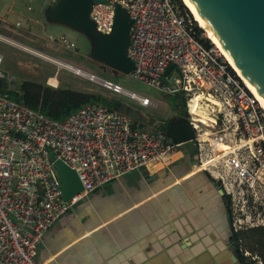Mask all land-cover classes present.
Returning a JSON list of instances; mask_svg holds the SVG:
<instances>
[{
    "label": "built area",
    "instance_id": "2783aa9c",
    "mask_svg": "<svg viewBox=\"0 0 264 264\" xmlns=\"http://www.w3.org/2000/svg\"><path fill=\"white\" fill-rule=\"evenodd\" d=\"M118 3L131 20L126 56L133 68L128 74L162 93L182 94L194 128L193 165L211 162L203 170L229 195L237 230L235 201L244 208L264 204L263 107L176 0L95 1L90 10L95 32L111 31ZM170 64L174 67L164 76ZM0 79L11 80L1 54ZM49 86L57 88L58 80ZM109 88L124 91L116 83ZM130 93L142 106L156 105L145 95ZM193 94L199 96L198 106L190 109ZM208 109L214 110L212 120L202 115ZM180 145L160 126L148 128L99 102L58 120L0 93V264H43L35 255L56 218L129 172H154L151 163L169 166L184 156ZM55 159L74 169L83 186L67 200Z\"/></svg>",
    "mask_w": 264,
    "mask_h": 264
},
{
    "label": "crops",
    "instance_id": "0c3cea01",
    "mask_svg": "<svg viewBox=\"0 0 264 264\" xmlns=\"http://www.w3.org/2000/svg\"><path fill=\"white\" fill-rule=\"evenodd\" d=\"M11 4L12 0H7L1 6V21ZM26 6L25 11L31 3ZM20 8L21 20L17 22L27 25ZM30 14L27 17L31 18ZM47 22L44 34H64L68 42L75 41L77 28L48 14ZM21 44L85 71L64 61L63 56ZM183 152L184 156L169 166L151 169V173L144 168L129 172L133 177L126 174L79 200L43 236L36 260L43 264H199L197 240L191 241L193 235L185 230L184 219L190 208L197 215L199 206L212 195V177L202 165H193V148ZM210 198L214 200V196Z\"/></svg>",
    "mask_w": 264,
    "mask_h": 264
},
{
    "label": "rangeland",
    "instance_id": "374dc122",
    "mask_svg": "<svg viewBox=\"0 0 264 264\" xmlns=\"http://www.w3.org/2000/svg\"><path fill=\"white\" fill-rule=\"evenodd\" d=\"M6 2L7 0H0V9L1 6L6 5ZM28 3H31V8L25 11ZM54 3V0H20L16 4V0H12V4L6 8L10 11L7 12L5 21H1L0 19V36H4L10 42L8 43L7 40L0 39L2 68L11 79L7 88L18 92L22 102L28 101L32 104H37V106H41L44 103V101L42 102V96L45 92L43 88L45 86L50 87L47 84V79L50 76L54 77L57 72V89H70L86 93V96L89 97L87 103L96 100V96L98 95H102L108 99H117L122 104L119 111L148 128L163 125L168 119L176 116L175 112L177 115L182 114L184 108L174 105L173 99L167 96L166 93H162L142 81L133 79L128 74V71L103 58L96 49L100 43L99 34L89 29L78 28V35L73 42L74 46L69 45L70 42L67 41L66 35L64 34L57 36H52L49 33L44 34V31H46L45 26L49 24L47 22V14ZM13 4L15 6L11 9ZM181 5L185 8L189 16L195 20L183 1H181ZM18 6L21 7L22 13L25 12L21 15L25 17V22H30L27 25H23V23H20V25L16 24L17 21L21 20L19 18ZM28 14L31 15V18L27 17ZM195 23L201 28L198 22L195 21ZM23 42L27 43L25 44L26 46L31 44L36 49H39V51L41 49V51L63 56L64 61L76 66L78 65V67L96 77L90 78L91 76H89L88 78L79 74L73 76L71 75L73 71L62 69L55 63L25 50L24 44H21ZM101 80L102 82H99ZM104 80L109 83L119 84L129 91L145 95L154 101L156 105L153 107L142 106L137 99L122 92L113 91V89L103 83ZM39 93L40 96H38ZM193 147L192 142L180 145V148L186 152ZM190 158H192L193 162H197L193 154H190ZM207 164L210 165L211 162L205 160V168H207ZM130 173L127 176L133 177V174ZM235 204H237V209L234 211L233 221L236 223L241 246L244 252L247 253V256L250 257L252 264H264V260L259 255L257 247L252 246L246 234L248 229L252 228L249 227L250 224H255L253 227H258V225L264 226V204L254 206L249 203L246 206L247 208L241 206L243 204L241 201H235ZM35 258L37 259V256Z\"/></svg>",
    "mask_w": 264,
    "mask_h": 264
},
{
    "label": "water",
    "instance_id": "95a60500",
    "mask_svg": "<svg viewBox=\"0 0 264 264\" xmlns=\"http://www.w3.org/2000/svg\"><path fill=\"white\" fill-rule=\"evenodd\" d=\"M54 1L55 3L48 12L50 18L66 22L77 29H89L97 33L90 18L91 6L95 1L105 2L106 0ZM192 1L210 24L230 57L264 96V0ZM130 26L131 20L126 9L119 3L116 4L112 29L106 34L97 33L100 37V43L96 48L103 58L128 71V73L133 68V62L126 56L130 39ZM60 63L67 66V63L59 60L57 66ZM173 67L174 64H170L166 68L164 76ZM87 74L91 76L90 78H94L92 74ZM103 83L108 87L110 85L106 80ZM127 95H130V91ZM165 132L171 142L175 144H183L193 140L194 128L187 119L185 110L182 114H176L166 121ZM188 163L189 165L192 164L190 160ZM53 164L59 174L64 200L83 189L74 169L60 159H55ZM93 191L89 192L88 195ZM221 193L223 192L221 191Z\"/></svg>",
    "mask_w": 264,
    "mask_h": 264
},
{
    "label": "flooded vegetation",
    "instance_id": "af4514ba",
    "mask_svg": "<svg viewBox=\"0 0 264 264\" xmlns=\"http://www.w3.org/2000/svg\"><path fill=\"white\" fill-rule=\"evenodd\" d=\"M209 182L214 200L207 196L198 214L190 208L184 219L185 230L193 235L191 241L197 240L199 264H252L232 226L229 195L218 181L209 177Z\"/></svg>",
    "mask_w": 264,
    "mask_h": 264
},
{
    "label": "trees",
    "instance_id": "16d2710c",
    "mask_svg": "<svg viewBox=\"0 0 264 264\" xmlns=\"http://www.w3.org/2000/svg\"><path fill=\"white\" fill-rule=\"evenodd\" d=\"M176 1L178 3L180 2L181 4L182 0H176ZM8 83L9 82L6 79H0V93L7 92L10 98L30 108L39 110L48 117H51L53 119L62 120L68 117L69 115L77 111L79 108H81L83 105L87 104V101L89 100L88 99L89 97L86 96V93L77 92L70 89H57L51 86H50L51 88L45 86L43 88L45 92L42 96V102L44 101V103L41 104V106H37V104H32L28 101L22 102L18 92L7 88ZM166 94L167 96L173 99L174 105L180 106L185 110L186 108L185 100L181 93H171V94L166 93ZM38 96H40V93L38 94ZM91 102H99L108 106L109 108L118 111L122 107V104L119 100L108 99L102 95L96 96V100ZM165 124L166 122L160 126L164 131H165ZM246 234L248 236L250 243H252V246L257 247L259 255L264 260V226L249 228ZM238 238H239V234H238Z\"/></svg>",
    "mask_w": 264,
    "mask_h": 264
},
{
    "label": "bare ground",
    "instance_id": "6f19581e",
    "mask_svg": "<svg viewBox=\"0 0 264 264\" xmlns=\"http://www.w3.org/2000/svg\"><path fill=\"white\" fill-rule=\"evenodd\" d=\"M184 2V4L187 6L188 10L190 11V13L193 15V17L195 18V21L199 23V25L201 26V28L205 31L206 36L211 40V42H213L216 47L220 50V52L224 55V57L226 58V60L228 61V63L230 64V66L233 68V70L236 72L237 76L244 82V84L247 86V88L251 91V93L255 96V98L259 101V103L261 104V106L264 109V96L262 95V93L256 88V86L251 82V80L248 78V76L246 75V73L238 66V64H236V62L230 57V55L227 53V51L224 49V47L222 46V44L220 43L219 39L217 38L215 32L213 31V29L211 28L210 24L206 21V19L204 18V16L201 14V12L196 8V6L194 5L192 0H182ZM0 39L2 40H7L6 38L0 36ZM8 41V40H7ZM8 43H10L8 41ZM12 43V42H11ZM25 50L32 52L35 55H38L48 61H51L55 64L58 63V60L48 57V56H44L43 54H40L38 52H34L33 50H30L26 47H24ZM58 65V64H57ZM64 64L60 63L59 67L60 68H66L68 70L73 71L76 74L82 75L84 77H88L89 78V74H87L88 72L82 71L80 69L74 68L72 66H69L67 64V66H63ZM93 75V74H92ZM94 76V75H93ZM96 77V76H94ZM96 79V78H95ZM94 80V79H92ZM99 80V79H98ZM99 82H102L99 81ZM48 84L56 86L57 84V79H55V77H51L48 79ZM124 93L128 94V90L124 89ZM131 94V93H130ZM198 98L199 96L197 94H193L191 99L189 100L190 102V109L196 108V106H198ZM213 114H214V110L213 109H208V110H203L202 111V115L204 117H208L210 120L213 119ZM218 148H224V145L220 144L218 146ZM205 161V160H204ZM204 161L202 164H196V166H201L204 167ZM208 161V160H207ZM206 165V164H205ZM150 169H155L158 167L163 166L161 163H151L149 164ZM208 166V164H207ZM206 166V167H207ZM59 221V217L56 218L54 220V222L51 224L49 231L54 227V225Z\"/></svg>",
    "mask_w": 264,
    "mask_h": 264
}]
</instances>
